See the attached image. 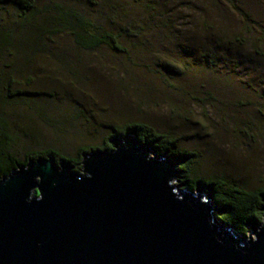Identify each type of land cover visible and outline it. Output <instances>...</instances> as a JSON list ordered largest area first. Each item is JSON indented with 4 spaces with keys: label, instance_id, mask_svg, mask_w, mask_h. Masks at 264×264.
<instances>
[{
    "label": "trees",
    "instance_id": "obj_1",
    "mask_svg": "<svg viewBox=\"0 0 264 264\" xmlns=\"http://www.w3.org/2000/svg\"><path fill=\"white\" fill-rule=\"evenodd\" d=\"M164 1L0 0V178L29 161L48 157L79 171L84 153L108 150L112 137L132 135L160 155L177 159L178 185L207 191L219 211L220 222L246 236L249 224L262 222L264 186L251 190L225 175L204 173L208 171L202 167L197 150L187 148L173 131L152 126L145 116H119L116 127L102 125L106 133L103 143L81 147L73 158L65 156L63 145L40 144L42 130L54 123L48 112L52 103L59 101L58 88L78 87L88 79L73 67L70 54L59 50L64 41L78 56L104 50L109 56L124 58L126 65L132 56L136 59L137 51L154 48L137 43L153 22L155 29L159 22L161 28L169 29L170 38L165 40L167 46L155 49L149 72L158 75L162 88L187 102L213 107L208 101L211 92L200 95L193 91L189 79L193 71L207 74L210 82L242 81L245 91L264 85V11L245 12L239 0H180L177 6H173V0ZM208 9L215 18L212 21L206 19ZM225 13L232 15L230 23L225 22ZM133 65L138 66L135 61ZM71 106L84 123L98 125L94 116L79 107L80 103L72 101ZM170 113L180 116L173 109Z\"/></svg>",
    "mask_w": 264,
    "mask_h": 264
},
{
    "label": "water",
    "instance_id": "obj_2",
    "mask_svg": "<svg viewBox=\"0 0 264 264\" xmlns=\"http://www.w3.org/2000/svg\"><path fill=\"white\" fill-rule=\"evenodd\" d=\"M82 155L38 158L0 178V264H264V214L249 234L220 222L179 161L132 135Z\"/></svg>",
    "mask_w": 264,
    "mask_h": 264
},
{
    "label": "rangeland",
    "instance_id": "obj_3",
    "mask_svg": "<svg viewBox=\"0 0 264 264\" xmlns=\"http://www.w3.org/2000/svg\"><path fill=\"white\" fill-rule=\"evenodd\" d=\"M172 2L177 6L180 0ZM239 2L245 12L253 10L261 14L264 11V0ZM209 13L208 9L206 19L214 20ZM229 13L224 14L226 23L232 19ZM201 15L202 11L196 18ZM132 19L133 14L129 16V20ZM121 23L124 25L126 19ZM154 24L138 38L137 43L154 48L137 51V60L132 56V60H126V65L124 58L109 56L104 50L78 56L75 50L70 49L68 41L61 43L59 50L69 53L73 67L88 79L82 81L85 86L81 83L78 87L58 88L61 94L59 101L52 103L48 112L54 123L52 127L48 124L47 129L42 130L43 135L40 134L42 141L44 139V143L40 141L42 147L63 145L65 156L73 158L79 148L98 147L103 143L106 133L102 125L113 124L116 127L119 116L123 119L140 114L148 118L152 126L173 131L183 138L187 148L197 150L202 157V167L208 171L204 173L225 175L235 184L251 190L264 186V85L260 89L253 88L254 91H245L241 88L242 81L224 83L212 79L210 82L207 74L193 71L189 74L193 91L200 95V92H211L212 99L208 101L213 107L185 101L175 92L162 88L158 75L149 72L155 60V49L167 46L165 40L170 38L169 29L161 28L159 22L155 29ZM134 61L138 66L133 65ZM55 77L59 78V75ZM204 84L205 89L202 88ZM72 101L80 103L79 107L94 116L98 125L84 123L74 112ZM172 109L180 116H173L170 113ZM186 118L188 121H183ZM176 180L174 184L178 185Z\"/></svg>",
    "mask_w": 264,
    "mask_h": 264
}]
</instances>
